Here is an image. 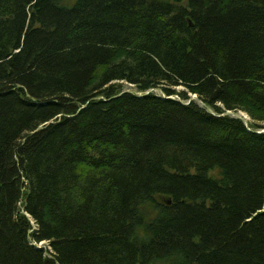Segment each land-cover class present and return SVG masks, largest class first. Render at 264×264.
Wrapping results in <instances>:
<instances>
[{
    "label": "trees",
    "instance_id": "trees-1",
    "mask_svg": "<svg viewBox=\"0 0 264 264\" xmlns=\"http://www.w3.org/2000/svg\"><path fill=\"white\" fill-rule=\"evenodd\" d=\"M262 131L264 0H0V264H264Z\"/></svg>",
    "mask_w": 264,
    "mask_h": 264
},
{
    "label": "rangeland",
    "instance_id": "rangeland-1",
    "mask_svg": "<svg viewBox=\"0 0 264 264\" xmlns=\"http://www.w3.org/2000/svg\"><path fill=\"white\" fill-rule=\"evenodd\" d=\"M123 88L126 90V91H136V88L131 85V84H128V83H123ZM179 90H183V88H178ZM150 92H156V93H162L160 90H152ZM194 97V95L192 96ZM240 115H242V117L245 119V121H248L250 122L251 121V118L246 114V113H240ZM151 214H153V212L150 211ZM37 245L39 248H48V244L47 243H40V244H35Z\"/></svg>",
    "mask_w": 264,
    "mask_h": 264
},
{
    "label": "water",
    "instance_id": "water-1",
    "mask_svg": "<svg viewBox=\"0 0 264 264\" xmlns=\"http://www.w3.org/2000/svg\"><path fill=\"white\" fill-rule=\"evenodd\" d=\"M127 92H130V91H127ZM150 92H147L146 94H149ZM140 96H142V94H140ZM192 100H199L198 97L196 95H194V97L191 98V101ZM200 101V100H199ZM228 114H232L234 117H237V118H241V119H244L242 117V115L238 114V113H232V112H228ZM245 120V119H244ZM264 132V131H262ZM260 133V132H259ZM35 245V244H34Z\"/></svg>",
    "mask_w": 264,
    "mask_h": 264
}]
</instances>
